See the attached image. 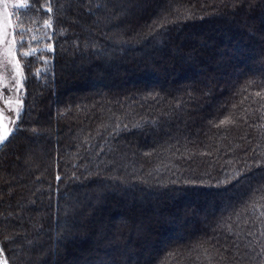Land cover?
<instances>
[{
    "label": "trees",
    "instance_id": "1",
    "mask_svg": "<svg viewBox=\"0 0 264 264\" xmlns=\"http://www.w3.org/2000/svg\"><path fill=\"white\" fill-rule=\"evenodd\" d=\"M26 4L7 264H264V0Z\"/></svg>",
    "mask_w": 264,
    "mask_h": 264
},
{
    "label": "rangeland",
    "instance_id": "2",
    "mask_svg": "<svg viewBox=\"0 0 264 264\" xmlns=\"http://www.w3.org/2000/svg\"><path fill=\"white\" fill-rule=\"evenodd\" d=\"M26 4V0H0V30L4 39H0V119L8 122L7 118L16 117L14 110L21 111V88L23 83V69L18 59L17 39L13 13L21 9L19 5ZM16 31V30H15ZM15 36V43L10 42ZM11 52V54H9ZM19 63V73L16 71V63ZM17 81L19 83H17ZM11 103H5V101ZM13 121V127L17 121ZM1 256V255H0Z\"/></svg>",
    "mask_w": 264,
    "mask_h": 264
},
{
    "label": "snow or ice",
    "instance_id": "3",
    "mask_svg": "<svg viewBox=\"0 0 264 264\" xmlns=\"http://www.w3.org/2000/svg\"><path fill=\"white\" fill-rule=\"evenodd\" d=\"M28 6L29 5H27V4H21V5H19V7H21V8H26ZM48 11H51V8H48ZM46 26L47 27H51L50 24H48ZM13 32H15V29H13ZM0 39H4L2 30H0ZM10 42H12V43H15L16 42L14 35L12 36V39H11ZM19 43L21 45H23L24 41L21 40V41H19ZM9 54H11V52ZM22 55L23 56H29V55L35 56L36 55V50L30 48L29 51L23 52ZM16 71H17V73H19V63H18V61L16 63ZM17 83H19V82L17 81ZM5 103L7 104V103H11V102L6 100ZM0 111H3V110H0ZM14 111L16 113V117H18L19 116V111L18 110H14ZM16 117H9V118H7V120H8L7 123H5L4 120L0 119V147L4 146V144L8 141V137L15 130L12 125H13V121H14V119ZM222 123H227V121H223ZM2 252H3V248H0V253H2ZM0 264H7L6 260H4L2 258V256H0Z\"/></svg>",
    "mask_w": 264,
    "mask_h": 264
}]
</instances>
